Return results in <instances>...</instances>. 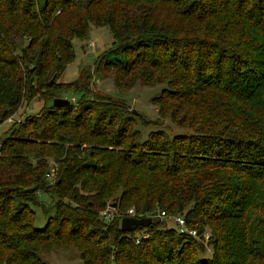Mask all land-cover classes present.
<instances>
[{"label":"trees","instance_id":"1","mask_svg":"<svg viewBox=\"0 0 264 264\" xmlns=\"http://www.w3.org/2000/svg\"><path fill=\"white\" fill-rule=\"evenodd\" d=\"M89 24L112 44L65 83ZM101 70L119 91L165 82L158 114L181 130L143 141V120L93 89ZM36 96L44 110L0 139V264H46L55 245L80 264H264V0H0V126ZM50 160L55 213L36 228L22 202L48 191ZM114 202L152 222L121 230L100 215Z\"/></svg>","mask_w":264,"mask_h":264},{"label":"rangeland","instance_id":"2","mask_svg":"<svg viewBox=\"0 0 264 264\" xmlns=\"http://www.w3.org/2000/svg\"><path fill=\"white\" fill-rule=\"evenodd\" d=\"M42 1V0H40ZM89 31L84 39L72 40L73 43V52L74 60L67 64L66 69L59 77V80L63 82H71L78 78V73L83 69L87 73H91L94 70V62L97 59V55L108 50L112 44V36L109 32L108 27L106 26H93L89 24ZM123 58V57H120ZM101 77L99 81L96 80L97 74L94 75L92 80V87L97 91L107 94L111 98H120L124 104L129 107V111L133 114L135 119L138 117L143 120L145 124L139 122V131L140 137L142 140L148 138V133L156 129H164L168 134H174L179 132L181 129H178L176 125L168 118V116H160L158 114L159 104L158 101L161 97L163 90L166 88L165 82L162 83H147L145 86L140 82H137L129 91H119L115 88L113 84V79L108 77L104 71H100ZM97 78H96V77ZM103 78V79H102ZM98 81V82H97ZM69 97V93L63 95V98ZM52 104V102H51ZM44 103L42 100L35 97L30 103H22L17 111V114H14L13 119H19L28 114L41 113L44 110ZM136 111V113L133 112ZM154 122H159V124H154ZM12 123H3L0 127V139L9 133L10 125ZM56 166L55 163L51 160L48 162L47 173L45 175V183H47V192L39 193L37 198L36 205L25 203L24 212L25 220H27L31 225H34L36 228L43 227L46 224L48 218L55 213V204L57 201V196L55 194V188L51 186L55 181L56 176ZM19 204H12L11 208L14 210ZM108 208L110 210H108ZM130 209V208H129ZM107 212H112L114 214H119L116 208L107 206L103 209ZM128 210V209H127ZM127 212V211H126ZM174 216L168 215L166 213V218H160L162 220L160 227H172L179 229L174 223ZM104 218L103 216H101ZM113 218H118L113 216ZM105 219V218H104ZM107 220V219H105ZM136 236H144L145 233L137 232ZM204 246H206V253H211V248L206 244V237L202 240ZM41 258L46 262V264H80V252L76 247L71 246V248H62L55 247L51 248L49 251H41Z\"/></svg>","mask_w":264,"mask_h":264},{"label":"built area","instance_id":"3","mask_svg":"<svg viewBox=\"0 0 264 264\" xmlns=\"http://www.w3.org/2000/svg\"><path fill=\"white\" fill-rule=\"evenodd\" d=\"M13 117H14V115L7 117L3 123H15V122H19L22 119L21 117H19V119L15 120V119H13ZM108 210H110V209L108 208ZM100 215L103 216L107 220L113 219V216H117V217L119 216L121 218L124 217V216L138 217V218L149 217L147 213H138L136 215L133 208L128 209L127 212H126V215H124V216H122L120 213L117 215V214H114L112 212H107L105 210H102ZM155 216H157L159 218H166V214L164 212H162V211L159 212L158 214H156ZM121 218H120V220H121ZM173 220H174L175 225L179 228L178 231H181V232L186 231V232H188L190 235H192L194 237L197 236V232L195 230L186 228V226H185V218H184L183 215H176V216H174ZM205 237H206V240H207L209 235L207 233H205Z\"/></svg>","mask_w":264,"mask_h":264},{"label":"water","instance_id":"4","mask_svg":"<svg viewBox=\"0 0 264 264\" xmlns=\"http://www.w3.org/2000/svg\"><path fill=\"white\" fill-rule=\"evenodd\" d=\"M54 80L52 78L50 82L47 83V85H50V83ZM70 103V100L67 98H62V97H56L52 99V106L54 107H65ZM134 113H136L135 110H133ZM112 208L117 207V203H112L109 205ZM152 222V217H144V218H138V217H129V216H124L120 220V228L123 231H130V230H135V228H143V227H148L150 223Z\"/></svg>","mask_w":264,"mask_h":264}]
</instances>
